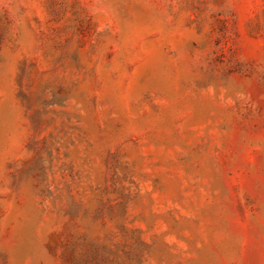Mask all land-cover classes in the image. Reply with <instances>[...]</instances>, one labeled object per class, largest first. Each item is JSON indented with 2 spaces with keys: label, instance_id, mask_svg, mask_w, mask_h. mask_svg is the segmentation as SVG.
<instances>
[{
  "label": "rangeland",
  "instance_id": "rangeland-1",
  "mask_svg": "<svg viewBox=\"0 0 264 264\" xmlns=\"http://www.w3.org/2000/svg\"><path fill=\"white\" fill-rule=\"evenodd\" d=\"M0 264H264V0H0Z\"/></svg>",
  "mask_w": 264,
  "mask_h": 264
}]
</instances>
